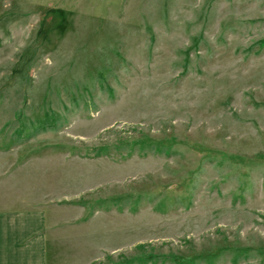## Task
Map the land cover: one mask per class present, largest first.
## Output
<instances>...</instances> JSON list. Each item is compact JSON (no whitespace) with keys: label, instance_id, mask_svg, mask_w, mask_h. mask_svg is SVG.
I'll use <instances>...</instances> for the list:
<instances>
[{"label":"rangeland","instance_id":"obj_1","mask_svg":"<svg viewBox=\"0 0 264 264\" xmlns=\"http://www.w3.org/2000/svg\"><path fill=\"white\" fill-rule=\"evenodd\" d=\"M5 171L80 264H264V0H0Z\"/></svg>","mask_w":264,"mask_h":264},{"label":"crops","instance_id":"obj_2","mask_svg":"<svg viewBox=\"0 0 264 264\" xmlns=\"http://www.w3.org/2000/svg\"><path fill=\"white\" fill-rule=\"evenodd\" d=\"M6 172L0 175V264H80V245L74 246L72 255L68 249L65 257L62 244L65 226L81 220V215L66 218V211L80 213L82 206L55 200L46 187L22 190Z\"/></svg>","mask_w":264,"mask_h":264}]
</instances>
